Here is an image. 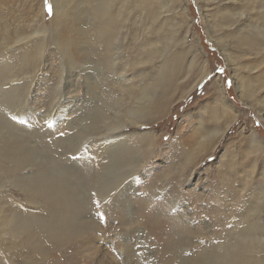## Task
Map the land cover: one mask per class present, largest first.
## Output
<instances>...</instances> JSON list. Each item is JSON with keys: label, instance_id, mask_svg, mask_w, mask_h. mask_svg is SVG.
<instances>
[{"label": "rangeland", "instance_id": "obj_1", "mask_svg": "<svg viewBox=\"0 0 264 264\" xmlns=\"http://www.w3.org/2000/svg\"><path fill=\"white\" fill-rule=\"evenodd\" d=\"M138 1L144 6L138 4L116 31L114 64L80 34L73 3L62 18L53 14L52 0H0V41L8 38L2 62L18 76L15 83L0 78L1 131L23 136L17 139L22 154L43 157L48 170L56 166L48 161L53 156L62 166L75 164L72 169L80 175L86 165L103 171L116 146L125 169L119 180L135 169L133 160L137 165L142 161L117 192L107 190L108 200L76 189L77 219L93 220L78 236L72 234L69 243H53L42 235L35 239V249L25 245L11 249L8 257L1 253L0 264H186L230 249L253 221L251 206L264 196V87L257 101H247L240 97L237 77L264 79V35L258 30H264V0ZM41 4L44 15L35 18ZM239 28L256 42L239 44V34L233 36ZM15 36L24 39L15 43ZM150 52H155L152 57ZM166 57L178 70L176 91L204 71L205 76L184 96L176 94L157 119L113 130L110 122L130 120L128 110L136 107L141 88L151 87L148 82L158 77L160 60ZM126 86L134 89V98ZM254 129L261 146L252 142ZM210 130L224 133L190 155ZM103 135L120 144L103 146L97 142ZM115 164L103 175L105 181L118 176L121 165ZM66 183L71 187L74 182ZM8 188L0 192H8L18 208L9 207L8 201L7 209L23 214L36 209L20 191Z\"/></svg>", "mask_w": 264, "mask_h": 264}, {"label": "bare ground", "instance_id": "obj_2", "mask_svg": "<svg viewBox=\"0 0 264 264\" xmlns=\"http://www.w3.org/2000/svg\"><path fill=\"white\" fill-rule=\"evenodd\" d=\"M52 2L54 11L53 14L58 15V17L62 16V18L66 16L69 5L73 3V19H79V23H81V27L83 28L80 34L84 39L90 38L91 42L95 43V48H100L102 50V59L106 61L111 60L114 64L118 59V45L116 44L118 35L116 31H120L121 28L125 25V20H129L127 19L128 14L130 16L132 11L134 12L138 10V4L142 7L144 6V4L138 0H52ZM178 2L182 3L183 1L178 0ZM38 8L39 9L35 18L38 16L42 17V15H44L42 4L39 5ZM128 9L129 11L126 12ZM59 12L62 15L59 14ZM33 16L34 15H31V17ZM137 20L138 16H135V23ZM40 22H44L43 19L40 20ZM116 23H118L116 27L117 29L115 28ZM38 26L40 27L42 25L40 24ZM240 30L241 28H239V30L235 34H233V36L239 34L237 38L239 44L244 46H251L253 42H256V40L252 39L248 34H243L245 32L244 30ZM258 30L259 33L264 35V30H262V28ZM136 31L137 29L135 30V33ZM36 33L37 32H35V34ZM22 39L24 38L15 36L13 42L18 43ZM185 39L186 35H184L183 41ZM7 42L8 38L2 39L0 41V67H6L5 72L0 73V78L15 83V80L18 79V76L11 69V66L8 63L5 65L2 62V59H4L3 49L8 46ZM154 53L155 52H150L149 57H152ZM167 60V57L163 59L161 58L160 62L162 63V65L160 67V73L157 74V80L153 79L152 82H148L149 84H151V87L146 86L141 88V96L139 94L138 97H136V107L134 108V110L129 109L127 112V116L130 120L124 121L123 123L117 121L110 122V126L114 124L111 127L113 130L122 131V128H124L126 125L137 123L140 124V119L144 120L145 118V120L147 121L157 119L159 116H162L166 112L176 94L180 93V96H184L199 80H201L205 76L204 71L201 75L195 77L197 81L195 80L190 86L186 85V88H180V90L176 91V87L178 85V70L174 68V66L167 64ZM237 78L239 82L237 88L241 90L240 97L250 102L257 101L259 97V91H261L264 87V79L262 80L259 76H253L252 78L238 76ZM125 88H127L130 96L134 98V89H128L127 86ZM219 91L221 93L223 92L222 87ZM222 94H220L219 97L221 99L222 96L224 99V103H226L225 96H223ZM227 108L231 109L232 106H230L229 104ZM48 117L49 116H47V118ZM213 118H216L218 120V116H213ZM0 127L2 128L3 126L0 124ZM3 128L5 129V127ZM216 128L218 127H215V129ZM10 131H1L0 129V191L7 190L9 189V186H12L16 190L20 191L19 193H21L25 202H27L31 206H35L34 208L36 209H34V211L28 212V214H23L20 210H16V212L12 211L13 208L7 209L5 207L6 202L9 201V207L13 206L16 208H18V203L14 200V198V201L10 200L11 196L8 195V192H0V255L1 253H4L5 257L9 256L11 249H20L25 245H31V247L35 249V239L42 235H44L49 241H52L53 243H61L67 241L65 243L66 245L70 242L68 241V239L72 234L78 236L81 233V230H83L82 228L87 227V225L85 224L87 223L90 225L92 224L91 221L93 220V218L89 220V218L83 216H80L79 219H77L78 215L75 205L77 204L78 200L76 201V199L74 198L75 194L77 193L76 189L78 188L84 193L91 190V192L88 193L90 196L94 194L108 200L109 198L107 196V190L117 192L118 188H120L123 185V182H125L124 180L126 179V177L132 176L131 173L135 172L136 169H139V167H141L142 161L140 162V158L138 159V165L136 159L133 160L132 163H134L135 169H133L130 174H127L125 178L119 180L118 177L122 176L125 169L123 168L124 159L123 157L119 156V153L116 152L118 150V147L116 146V151L114 153L112 152L111 157L109 156V162L106 161L103 166H101L103 168V171H100L99 169L94 170V168L86 165V167L84 166V168H82V170L80 171L83 172L80 175L77 168L72 169L75 164L64 166V163L62 166L60 161L56 160L58 158H55L53 156H49L48 161H54L56 166L50 167V169L48 170L46 167L44 168L45 162L47 160H45L44 162L43 157L38 160L39 157L37 158V156L34 154L30 153L29 155L25 156L22 154L23 150L20 146L23 145H20L18 140L22 139L23 136L17 138L16 134L10 133ZM220 132H222L219 135L221 137L224 131L220 130H214L205 135H201V139L199 138L200 142H196V147L193 149V151L190 150V155L197 152L199 154L200 150H203L207 146H211L212 141L209 139H211L212 137L215 138V136ZM17 135L19 137V134ZM250 136H252V142H255L259 146L263 144V141H260L258 139V132L255 131V129L252 130ZM112 137L114 136L108 135L107 137V135H103L98 138L97 142L103 144V146L106 144L107 148L112 147L113 143L119 145L120 142L117 143V140L113 142L111 141ZM84 138L85 137H83V139ZM100 138H102L101 141L99 140ZM139 139L141 140V138ZM81 141H79L80 143L78 145L76 143L74 144V146L76 147V151L81 149ZM21 142H23V140ZM154 142L155 141L153 140L152 144ZM66 144L67 143L65 142V145ZM149 148H152L151 145ZM30 149L27 150L30 151ZM61 155L62 154H59V157ZM41 160L43 163H41ZM67 160L71 162L74 161L70 160L69 158H67ZM85 162L89 164L86 160ZM38 163H41V165H38ZM113 164H115L116 166L118 164L121 165L118 166L120 167V169L117 170L118 176L112 177L114 178V180L111 181L110 179L109 182H107L104 180L103 175H106L108 173V167ZM57 167L60 170H55V168ZM28 168H30V171L27 170ZM64 168H71V170L67 171ZM16 173L18 174L16 175ZM84 175L85 177L81 178ZM65 179H69L70 182H74L71 183L72 185L70 184L71 187H68L67 183L66 185H64ZM81 196L83 200L88 204L87 196L85 194ZM117 196L119 197V201H124L123 196ZM260 204L262 205L260 206ZM251 209L252 210L249 215L255 216L251 217L253 221L247 225L242 234L237 236L234 241H231L230 249H226V251L217 253L213 252L214 254L212 255L210 254L211 252L207 254L205 253L202 260L187 261L186 264H264L263 194L257 197V204L251 206ZM31 212L35 213L32 214ZM260 215L261 217L259 219ZM88 229L90 230V228ZM92 230L93 229H91V231ZM234 233L235 231L229 232L232 237H234ZM73 244H76V242L73 241L72 245ZM221 244L222 243H220V246ZM153 264L157 263L153 261Z\"/></svg>", "mask_w": 264, "mask_h": 264}, {"label": "snow or ice", "instance_id": "obj_3", "mask_svg": "<svg viewBox=\"0 0 264 264\" xmlns=\"http://www.w3.org/2000/svg\"><path fill=\"white\" fill-rule=\"evenodd\" d=\"M46 3H47V0H46ZM48 10H49V12L51 13V8H49Z\"/></svg>", "mask_w": 264, "mask_h": 264}]
</instances>
